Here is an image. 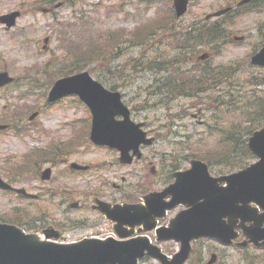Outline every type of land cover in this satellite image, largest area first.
Here are the masks:
<instances>
[{"label": "rangeland", "instance_id": "1", "mask_svg": "<svg viewBox=\"0 0 264 264\" xmlns=\"http://www.w3.org/2000/svg\"><path fill=\"white\" fill-rule=\"evenodd\" d=\"M235 1L190 0L184 15L177 17L173 0H72L46 12L42 9L49 5L44 0H0V15L14 9L21 13L10 29L6 30L0 22V72L6 70L16 79L11 87L0 89V123L11 127L0 131V174L14 186L38 194L37 198L19 197L14 192L0 190V216H23L27 224H35L38 219V225L40 220H46L61 228L70 240L88 230L110 228L90 207L84 209L78 204L77 208H70L72 201L89 203L92 195L110 200L137 198L143 192L166 185L172 165L187 167L191 156L206 158L217 171L224 169L218 157L239 150L230 151L223 139L225 129L234 126L244 134L247 128L254 127L246 120L255 112L246 110L248 114L244 118L240 109L218 118L213 99L226 101L231 97L234 104L242 105L252 95L264 94V67L250 63L253 49L264 40L258 31L259 27L264 31V1L260 2L263 7L258 11L236 18L234 26L228 29L229 42L216 49L200 46L198 54L203 51L212 54L206 65L232 66L229 68L234 75L229 78L232 83L227 79L220 87H211L199 96L178 97L160 92V70L146 66L175 56L162 38L166 28L175 24L174 29L180 30L195 20L215 19L207 16ZM109 29L121 34L116 41L124 47L119 55L114 52L108 56L109 50L106 51L107 59H97L90 65L92 75L106 87L115 86L132 110L133 118L146 121L145 129L158 138L144 147L143 158L129 165L119 163L116 151L91 143L89 120L87 116L83 118L85 109L75 106L73 97L45 105L49 85L58 77V66L73 58L69 43L84 35L89 37V31L96 35ZM142 39V46H134ZM113 45L115 42L106 49ZM192 62L202 64L194 55ZM37 110L39 115L29 123L27 117ZM75 119L77 131L68 122ZM29 153L36 157L34 163L30 162L32 166L25 165ZM247 160L251 158L242 163ZM71 163L89 169L73 171L69 168ZM238 165L236 156L231 170ZM48 166L52 167L50 179L41 180L39 174ZM83 220H91L94 226L82 227ZM78 224L80 227L73 229ZM162 248L171 255L178 244L165 241ZM194 249L185 264H206L212 252L216 255L212 264H264L262 251H241L210 239L200 240ZM141 264L158 262L148 258Z\"/></svg>", "mask_w": 264, "mask_h": 264}, {"label": "water", "instance_id": "2", "mask_svg": "<svg viewBox=\"0 0 264 264\" xmlns=\"http://www.w3.org/2000/svg\"><path fill=\"white\" fill-rule=\"evenodd\" d=\"M188 1L174 0L177 16L186 11ZM248 1L240 0L237 5ZM230 8L220 9L207 17L219 16ZM19 14V11L5 13L0 15V21L9 28L15 24ZM252 63L264 65V47L252 57ZM12 80L7 71L0 72V85ZM68 94L78 95L90 107L93 114L91 140L118 148L122 162L132 160L130 149L140 156L138 147L141 142L152 143L153 138H146V132L140 129L142 123L135 124L130 120L129 110L122 102L120 92L106 89L87 70L57 79L49 91L48 100L55 101ZM116 114L124 118L117 121L114 117ZM5 127L0 125V129ZM248 148L260 159L245 169L219 177L210 175L205 162L192 159L190 168L174 173V182L161 191L144 195L145 204L112 206L97 200V208L116 221L114 229L120 237L133 233L132 230H119L125 223L134 226L145 222L146 226L138 229V232H144L155 227V217L163 216L166 208H173L177 204L188 205V209L181 210L170 219L168 227L156 230L158 240L172 238L180 241L179 251L171 256L158 245L151 244L144 235L128 239L83 238L71 243H57L42 239L38 233H26L15 224L0 222V264H138V259L145 255L159 259L161 264H183L190 254L192 239L215 237L230 242L236 236L233 229L237 219L242 220L239 225L244 227V235L249 237L241 244L253 242L264 246V214H258L255 208L249 207L250 202L264 206V127L249 138ZM71 166L85 168L76 163ZM50 171V168L45 169L42 178H49ZM222 181L226 185H219ZM0 188L30 195L24 188H14L1 177ZM167 195H171L170 201L163 200ZM239 201L243 202L242 209L236 205ZM146 207H149V212ZM245 222H249V225L244 226ZM44 233L49 238L59 235L51 231ZM260 239L263 241L259 242Z\"/></svg>", "mask_w": 264, "mask_h": 264}, {"label": "trees", "instance_id": "3", "mask_svg": "<svg viewBox=\"0 0 264 264\" xmlns=\"http://www.w3.org/2000/svg\"><path fill=\"white\" fill-rule=\"evenodd\" d=\"M44 1L48 4H51L56 0ZM71 1L72 0H66V2L72 3ZM254 4L256 3L252 2L246 6L237 7L235 10L228 12L224 16L215 20H195L194 22L189 23L180 30L174 29L175 24L170 26L169 28H166L164 30V36L162 38H164L165 40V46H168V48L172 50L175 56L169 60L166 59L153 63V66H146L148 69L158 68L161 70L160 72H164L162 73L163 77L161 79L159 91L164 92L165 94L192 96L196 95L202 90H205V86H211V84L215 83V81L221 83L220 77L222 76V74H218L219 72L207 70L209 66L200 67L199 70L195 71L193 75L188 74L186 70L185 72H181L179 69H181L184 65L190 63V55L194 54L198 50V46L211 45L212 47H215L216 44L220 42H227L230 36L228 26H234L236 18L241 13V11L243 9L253 8ZM87 34H89V37L87 35H84L76 39L75 42L69 43V52L73 53V58H69L67 63L58 66V72L60 75L72 73L75 70L86 68L92 62H96L97 59H107L105 56L113 55L114 52L115 55H119L122 48L124 47L123 45H119L122 44L121 42H119L118 44L116 41V39L121 34L113 33L110 29L107 30L105 34L98 33L94 35L90 31ZM112 42H115V45H113V47L110 46L106 49V47ZM142 43L144 44V39H142L139 44H133L134 46H142ZM108 50L109 53L106 55V51ZM222 66L231 67V65ZM229 75L226 74V76L228 77ZM253 100L254 98L251 99V102L248 101L245 106L252 109ZM226 107L237 111L239 105L234 104L232 98L230 97L226 102ZM256 107L257 109H264V103L260 102L258 105H256ZM224 114L225 113L223 112L222 116H224ZM263 119V116L254 115L253 117H249L248 121L253 125H261V123H263ZM235 134L236 127L232 126L230 130H227L226 135L223 137V139L229 145L230 151H235L237 148L242 151V153H232L227 155L226 153H224V155L222 154L223 157L227 156V158L229 159L226 162L229 164L227 166L230 168H232V161H235L236 156L238 164H241L242 160H246V158L249 157L245 144L243 142H240V140H236L231 137ZM32 158L31 156H28V159L25 161L26 166H31L30 162H32ZM22 217L23 216H12L10 218H4L0 216V220L16 223L18 225L24 226L27 229H30L29 227L31 225L23 222Z\"/></svg>", "mask_w": 264, "mask_h": 264}, {"label": "flooded vegetation", "instance_id": "4", "mask_svg": "<svg viewBox=\"0 0 264 264\" xmlns=\"http://www.w3.org/2000/svg\"><path fill=\"white\" fill-rule=\"evenodd\" d=\"M131 112H132V110H131ZM131 117H132V115H131ZM118 118H121V116H118ZM132 119H134L133 117H132ZM135 120V119H134ZM147 124V123H146ZM153 137H155V140L157 139V137H156V135L155 134H153V133H151V132H149ZM150 162H152L151 160H150ZM80 172V171H79ZM122 180L124 181L125 179L124 178H122ZM37 196H38V194H36ZM128 200H132V198H128ZM94 201V197L93 198H90V201H89V203H85V202H83V201H81V203L78 201V204H79V206L81 207V208H86V207H90L91 209H93L92 207H93V202ZM109 201H112V202H117V201H113V200H109ZM118 201H124V200H118ZM137 201H139V197H137L136 198V200H132L131 202H137ZM238 205L239 206H241L242 205V201H239V203H238ZM252 206H253V204H252ZM184 207L183 206H178L177 208H175V209H173V210H171V211H169V213H168V215L170 214V216H168V218L169 217H171L172 215H174L175 213H177L179 210H181V209H183ZM94 210V209H93ZM94 211H96V210H94ZM97 212V211H96ZM260 212H262V208L261 207H258V210H257V213H260ZM98 213V212H97ZM99 214V213H98ZM100 216H101V214H100ZM101 218H102V220L103 221H106L102 216H101ZM168 218H166V219H163V220H161L160 222H159V224L160 225H164V224H166L167 223V220H168ZM37 221H39L38 219H36L35 220V224H37ZM92 221L91 220H89V221H86V220H83L82 222H81V224H82V227L83 226H89V227H93L94 225L91 223ZM240 222L241 221H239V220H237V222H236V226H235V230L237 231V237H236V239L234 240V242H231V243H229V244H226V243H222L221 241H219V240H216V239H214V241H216L217 243H219V244H221V245H225V246H236L237 244L236 243H238V242H240V241H242V240H244V238H245V235H244V227L243 226H241V225H239L240 224ZM34 224V223H33ZM34 224V226L36 227V228H38V230H41V229H43L44 227L46 228V226H49V225H53L52 223H50V222H47L46 220H40V224L38 225H35ZM246 225H248V223H244V226H246ZM55 228H57L55 225H53ZM78 227H80L79 226V224H78V226H76V227H73V229H75V228H78ZM202 240V239H201ZM233 241V240H232ZM193 246H194V248L196 247V245H194L193 244ZM238 247V249L239 250H241V251H247V249H252V250H258V251H262V252H264V247H260V246H256V245H253L252 243H250V244H246L245 246H237ZM194 251H195V249H193ZM212 256H215L216 257V255L214 254V252H212L211 254H210V256H209V258L210 257H212ZM243 256H245V253L243 254ZM253 259H254V256L252 257ZM209 260V259H208ZM206 261V263H208L209 261Z\"/></svg>", "mask_w": 264, "mask_h": 264}]
</instances>
